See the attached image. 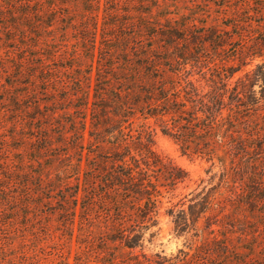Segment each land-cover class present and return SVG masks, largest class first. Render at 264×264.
I'll list each match as a JSON object with an SVG mask.
<instances>
[{"label":"trees","instance_id":"1","mask_svg":"<svg viewBox=\"0 0 264 264\" xmlns=\"http://www.w3.org/2000/svg\"><path fill=\"white\" fill-rule=\"evenodd\" d=\"M23 1L46 34L31 45L43 52L0 77V106L20 117L24 101L46 97L28 106L42 109L31 117L34 133L12 137L29 139L27 159L43 167L25 170L19 153L24 168L8 169L23 185L21 197L0 198V264H264V0L222 6L233 8L222 13L226 27L173 11L168 0ZM236 40L243 44L226 55ZM208 55L225 63L201 64ZM56 57L65 61L55 70L43 61ZM36 69L40 85L26 92L22 79ZM195 69L210 89H200ZM13 128L25 129L17 120ZM158 133L211 163L218 178L165 208L186 240L169 256L146 243L160 230L165 194L189 176L155 151Z\"/></svg>","mask_w":264,"mask_h":264},{"label":"rangeland","instance_id":"2","mask_svg":"<svg viewBox=\"0 0 264 264\" xmlns=\"http://www.w3.org/2000/svg\"><path fill=\"white\" fill-rule=\"evenodd\" d=\"M172 6V10L178 9L180 13H185L189 16L194 15L198 16L199 21H204L210 24L211 22H215L220 24L223 27H226V24L230 23L232 20L230 18H225L222 16V13H231L233 11L234 5L237 3V0H168ZM23 0H0V64L3 69H0V77L2 79V83L4 82V78L12 75L15 67V64L23 62V68H29V66H33V64L37 60L40 61L39 57H35L34 55H38V52H43L41 49L33 48L31 45L41 44L43 37L46 35L44 32L40 30V26L36 25L37 28H34L33 22L34 19L32 17L33 10L32 9H24L26 7L23 3ZM43 4V3H40ZM224 5L232 6L229 8H222ZM38 5L33 8H37ZM42 8V5H39ZM29 10L31 14L26 15H17L21 13V11ZM173 10V11H174ZM247 12V9L244 11ZM258 19V17L253 18ZM23 23H31L32 28H26ZM56 25V24H55ZM248 28H245L244 31H247ZM53 34V33H52ZM221 34V32H219ZM49 35V34H48ZM244 37L245 40L252 39L254 33H247ZM71 39H74V32L71 31L70 35ZM39 38V39H38ZM61 39V38H60ZM243 43L240 40L231 41L229 46L228 54H234V50L239 48ZM69 54V53H68ZM68 54L63 58H67ZM40 55V54H39ZM223 57V56H222ZM62 58H47L43 61L46 64H49L50 68L54 70L59 68L58 65L61 63L64 64ZM220 57L214 55H208L207 57L202 58L201 64L207 65L210 61L215 60V63L221 64L225 61H219ZM259 60L253 61V63L249 64L247 67L243 68L234 73L230 82L234 83L239 77L243 76L245 71L252 70L255 68V64L258 63ZM84 63V62H82ZM200 66V65H199ZM209 66H213L211 62ZM198 69H195V74L193 78L195 80H200L197 84L200 86V89H210L208 87L207 82L201 78L200 74H196ZM206 71V69L204 70ZM39 69H36L35 73L32 72V77H25L22 79L24 82H28L26 85L25 91L32 92L38 89L39 83ZM15 75V74H13ZM210 73H207V77H209ZM2 87H0V98L6 96L2 92ZM255 89H259L257 86ZM63 95V93H62ZM8 96V95H7ZM8 99V97H7ZM43 99H46L45 96L33 97L32 99H28L23 102L22 105L18 106L17 109H22L23 115L18 116L16 112V108L12 107V105L8 102L0 106V198L6 197H21V183L16 180L18 178L17 174L11 173L8 171L9 168H14L16 171H20L18 169L24 168V166L20 165L19 158L21 153L23 155V159H26L28 162L26 163L25 170H29L30 172H40L42 169V165H39L36 162H31L29 159L31 155L34 157L35 154H32L30 149H32V145L29 143V139H16L14 142L13 136H29L34 133L30 130L29 127L35 125V121L31 117H40L39 114L42 113V109L38 108V113L34 112V110H29L28 106L32 108L33 106L43 105ZM37 111V110H36ZM21 122L24 125V130H21L16 135L14 134L15 129L14 123L15 121ZM39 124H37L38 126ZM32 131V132H31ZM14 145V146H13ZM31 145V146H30ZM23 151L15 150L14 147H20ZM155 151L163 158L166 162H173L178 165L182 169H184L188 176L189 181L187 183L181 184L175 195L172 196L170 193L165 194L163 199L164 208L161 210V216L159 221L158 228L160 229L151 242H147V249L149 251H161L163 250L166 255L175 254L178 249L184 247L185 238L184 237H176L173 232V224L170 218L164 213L166 207H170L172 205L182 203V201L190 199V192L194 190H201L203 187H211L212 184L215 185L218 182V178L213 179V175L217 172V168L210 171L211 163L207 162L204 159L196 158V157H187L180 153L177 145L168 137L163 136L158 133L155 138ZM30 161V162H29ZM27 178V177H26ZM212 178V179H211ZM29 185L33 186L37 182L35 179H29ZM13 181V188H9L6 190V187L9 186V182ZM17 186V187H16ZM186 197V198H184ZM182 200V201H181Z\"/></svg>","mask_w":264,"mask_h":264}]
</instances>
